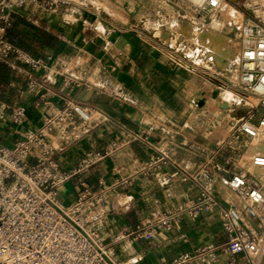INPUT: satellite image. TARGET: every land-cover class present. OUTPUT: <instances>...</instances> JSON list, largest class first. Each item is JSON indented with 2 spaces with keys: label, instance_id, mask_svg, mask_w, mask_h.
Here are the masks:
<instances>
[{
  "label": "built area",
  "instance_id": "2783aa9c",
  "mask_svg": "<svg viewBox=\"0 0 264 264\" xmlns=\"http://www.w3.org/2000/svg\"><path fill=\"white\" fill-rule=\"evenodd\" d=\"M223 1L206 0L200 7L216 13ZM244 1L245 15L237 29L240 56L228 90L234 100L225 101L221 89L215 93L219 111L227 113L226 137L214 141L209 152H196L185 145L159 150L148 135H140L150 153L140 159L135 173L114 183L100 181L92 191L85 175L128 143L122 139L88 152L70 170L62 169L58 150L88 135L98 113L74 102L58 107L48 101L47 86L63 76L65 59L49 67L44 59L15 47L8 36L14 16L24 10L58 15L70 11L75 0H0V69L14 81L10 86L0 72V128L29 121L28 109L12 104L7 91L25 93L42 106L39 127L24 129L12 147L0 145V264H139L141 259L126 255L122 244L181 233L207 216L217 220L221 244L200 245L160 264H217L221 256L225 264H264V0ZM82 28L111 49L116 29L98 18ZM224 104L227 109L219 107ZM190 159H198L192 167ZM140 181L189 189L180 207L154 210L139 227L122 229L110 205ZM68 183L78 189V196L64 207L58 191Z\"/></svg>",
  "mask_w": 264,
  "mask_h": 264
},
{
  "label": "rangeland",
  "instance_id": "374dc122",
  "mask_svg": "<svg viewBox=\"0 0 264 264\" xmlns=\"http://www.w3.org/2000/svg\"><path fill=\"white\" fill-rule=\"evenodd\" d=\"M170 3L175 10L162 7L158 0H75L66 14L73 18L70 23L93 24L98 18L117 32L109 40L111 49L98 41L100 48L85 50L77 59H71L68 71L76 81L88 74L91 84L111 96V103L116 104L126 127L133 133L148 135L162 150L185 145L196 152H209L214 141L226 137L229 123L213 95L217 88L221 89L222 98L233 102L228 90L234 80L210 74L194 63L193 56L199 47L210 48L208 38H204L208 33L239 43L237 29L243 23L245 1L225 0L216 13L203 10L192 0ZM188 25L193 32L178 44L180 30ZM91 56L97 57L98 64L89 63ZM0 70L3 80L13 87L14 81L7 71ZM184 91L191 99L190 118L188 124L176 126L158 103L170 104ZM6 94L11 99L13 91ZM197 99L202 101L200 105ZM217 133L220 135L216 136ZM132 155L137 158L134 162L149 153L137 148ZM197 160L190 159V166ZM149 187L169 199L164 208L180 207L189 189L184 185L165 189L160 181ZM124 248L126 255H132L131 247Z\"/></svg>",
  "mask_w": 264,
  "mask_h": 264
},
{
  "label": "crops",
  "instance_id": "0c3cea01",
  "mask_svg": "<svg viewBox=\"0 0 264 264\" xmlns=\"http://www.w3.org/2000/svg\"><path fill=\"white\" fill-rule=\"evenodd\" d=\"M67 13L46 15L36 10L26 9L23 13L14 16L9 38L15 47L33 58L44 59L49 67L53 64L56 66L55 61L65 59L63 76L47 86L51 93L48 101L58 107L74 102L91 107L98 113V120L88 135L71 147L58 150L56 160L62 169L70 170L88 152L105 149L111 143L120 142L122 139L128 143L120 153L118 152L119 155L116 153L85 175V184L92 191H97L100 181L114 183L119 179L132 176L140 161L133 162L137 158L132 153H135L137 148L145 149L147 153H150V149L145 147L148 141H143L140 134L131 132L121 121L119 111L115 109L116 104L111 103V96L91 84L88 74H84L80 81H76L73 79L72 72L68 71L71 59H77L85 50H96L100 46L89 33L83 31L84 21L73 24L66 22L64 18ZM23 14L28 16L27 19L22 17ZM28 18L37 20L39 25L31 24ZM88 59L91 65L98 64L96 56ZM130 61L132 62L131 58ZM19 84L21 89L23 79L19 80ZM12 104L26 107L29 111V121L21 127L10 125L8 128H0V145L4 147H12L15 141L21 139L27 127L40 126L42 106L37 99L25 93L15 94L12 96ZM131 137L137 141L132 142ZM154 145V148L162 150L160 144L155 143ZM149 185L152 184L140 181L122 193V198L112 200L111 216L120 228L135 229L154 210L164 208V205L169 204L168 198H165L160 191L152 190ZM77 196L78 189L72 183L64 185L58 191V199L64 207L74 204ZM121 199L125 201L122 202ZM218 229L217 220L213 216H207L181 233L155 234L147 240L122 244L120 248L124 251L127 245L131 247L133 253L129 256L141 259L139 264H160L162 260L170 262L181 253L191 251L200 245H220L222 240L218 236ZM217 264H225V258L221 256Z\"/></svg>",
  "mask_w": 264,
  "mask_h": 264
},
{
  "label": "bare ground",
  "instance_id": "6f19581e",
  "mask_svg": "<svg viewBox=\"0 0 264 264\" xmlns=\"http://www.w3.org/2000/svg\"><path fill=\"white\" fill-rule=\"evenodd\" d=\"M192 1L196 6L200 7L206 0ZM235 1L240 2L241 0ZM158 2L162 5V7L167 9H176L174 6H171L170 0H158ZM64 19L69 23L73 20V18L68 15H65ZM185 28L186 29L182 28L183 30H180L178 44H180L181 41L186 38V36L193 32L190 25L186 26ZM202 36H204V34H202L201 37ZM204 38H208L210 48H197L193 56L194 63L222 80H234L235 69L240 56V51L238 49L239 43L236 44V42L230 38L209 33ZM187 94L188 92L184 91L183 94L176 97V99L170 104L164 103L165 105H162L157 101H154V103L156 102V104L158 103V105H160V108H162L172 123H174L176 126H182L188 124V120L190 118L189 104L191 99L187 97ZM196 102L200 105L202 101L197 99ZM220 112L222 115L227 116L226 112ZM219 135L220 133L216 134V136Z\"/></svg>",
  "mask_w": 264,
  "mask_h": 264
},
{
  "label": "water",
  "instance_id": "95a60500",
  "mask_svg": "<svg viewBox=\"0 0 264 264\" xmlns=\"http://www.w3.org/2000/svg\"><path fill=\"white\" fill-rule=\"evenodd\" d=\"M215 94L213 95V98L215 99ZM219 107L221 108V109H227L228 108V106L227 105H219Z\"/></svg>",
  "mask_w": 264,
  "mask_h": 264
},
{
  "label": "trees",
  "instance_id": "16d2710c",
  "mask_svg": "<svg viewBox=\"0 0 264 264\" xmlns=\"http://www.w3.org/2000/svg\"><path fill=\"white\" fill-rule=\"evenodd\" d=\"M14 24V23H13ZM8 36H9V32H8ZM10 39V38H9ZM11 42V41H10Z\"/></svg>",
  "mask_w": 264,
  "mask_h": 264
}]
</instances>
